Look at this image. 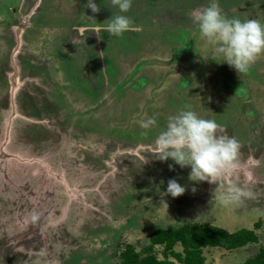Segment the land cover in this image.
Segmentation results:
<instances>
[{
    "label": "rangeland",
    "instance_id": "374dc122",
    "mask_svg": "<svg viewBox=\"0 0 264 264\" xmlns=\"http://www.w3.org/2000/svg\"><path fill=\"white\" fill-rule=\"evenodd\" d=\"M95 2L99 13L87 0H0V264H120L127 245L141 251L158 227L185 221L229 233L259 222L247 249L256 253L264 246V56L241 76L212 59L192 19L212 0H132L125 15L139 30L100 38L91 29L118 9ZM217 2L227 18L264 23V0ZM185 106L239 142L238 174L196 183L190 167L155 159L156 137ZM148 118L157 124L142 135ZM170 179L186 192L163 196ZM232 185L252 197L212 200ZM162 252L155 248L158 259Z\"/></svg>",
    "mask_w": 264,
    "mask_h": 264
},
{
    "label": "clouds",
    "instance_id": "9594fccd",
    "mask_svg": "<svg viewBox=\"0 0 264 264\" xmlns=\"http://www.w3.org/2000/svg\"><path fill=\"white\" fill-rule=\"evenodd\" d=\"M110 4L118 12L92 28L93 33L99 38V31L119 37L126 32L139 30L125 15L132 7V0H110ZM85 8L92 13L101 11L95 0H87ZM192 19L198 27L200 37L211 46L212 59L218 62L217 58H222L223 63L234 68L239 76L247 74L251 66L264 56V23L260 20L227 18L222 14L217 0H212L207 7L194 11ZM122 56L127 58L128 55L122 53ZM156 124L154 118L140 120L139 126L145 130L142 135H147V130ZM239 150V142L235 137L227 135L225 129L215 120L202 118L191 106H185L167 118L164 130L156 137L154 155L155 159L164 162L171 159L182 169L190 167L189 180L192 182L217 185L222 176L239 167ZM169 168L174 170L173 165H169ZM167 184V191L163 196L177 198L187 190L176 179H170ZM192 191L195 192L196 188L193 187ZM252 195L250 191L232 185L224 192H218L216 188L212 200L228 206L244 197L251 198ZM163 196L161 207L168 208Z\"/></svg>",
    "mask_w": 264,
    "mask_h": 264
},
{
    "label": "trees",
    "instance_id": "16d2710c",
    "mask_svg": "<svg viewBox=\"0 0 264 264\" xmlns=\"http://www.w3.org/2000/svg\"><path fill=\"white\" fill-rule=\"evenodd\" d=\"M258 225L259 222L255 223L254 230L242 229L233 233L209 223L198 222L159 228L151 233L149 244L141 251L127 245L120 254V264H206L202 256L203 248L222 247L233 250L257 243L255 229H259ZM156 247H163L162 259H158L154 253ZM176 247H180L181 251H176ZM243 264H264V247L261 246L256 255Z\"/></svg>",
    "mask_w": 264,
    "mask_h": 264
},
{
    "label": "crops",
    "instance_id": "0c3cea01",
    "mask_svg": "<svg viewBox=\"0 0 264 264\" xmlns=\"http://www.w3.org/2000/svg\"><path fill=\"white\" fill-rule=\"evenodd\" d=\"M243 167V164H239V167L237 168V169H235L233 172H231L232 174L231 175H233L234 176V174L236 173V174H238V172L241 170V168ZM245 167V166H244ZM244 169V168H243ZM230 174V173H229ZM228 176V175H227ZM230 177V176H229ZM231 178V177H230ZM228 180V179H227ZM230 181L228 180V182L227 183H229ZM236 215H238V214H236ZM240 216V215H239ZM186 222H189V221H185L184 223H180V224H178V223H175V225L173 224H168V226L167 227H177V226H180V225H183V224H185ZM199 223V222H198ZM210 224V223H209ZM212 225V224H211ZM214 226V225H213ZM216 227V226H215ZM159 228H166V226L165 227H158L157 229H159ZM156 229V230H157ZM256 230H258V229H256ZM236 232V231H235ZM233 233V232H232ZM257 234V233H256ZM251 244H256V243H251ZM251 244H248V245H246V246H244V247H241V248H237V249H233V250H226V249H224V248H222V247H205V248H203L202 249V256H203V258L205 259V263L206 264H228V260H234V264H243L246 260H248V259H250V258H252V257H254L255 255H256V253L258 252V250H259V248L261 247H259L258 249H257V252L256 253H253V254H251L250 255V253H249V251L247 250L249 247H251ZM264 247V246H263ZM180 248V247H179ZM181 249V248H180ZM238 249H240V251H242V250H244L245 252L244 253H246L247 254V256H245L246 257V259H244L243 261H242V259H239V261H238V263H235L236 261H237V259H236V257H237V255L239 256V253H240V251H239V253H238ZM177 251V250H176ZM181 250H179L178 252H180ZM225 253V254H224ZM227 253V254H226ZM236 255V256H235ZM170 259V258H169ZM208 259V260H207ZM172 260H173V258H172Z\"/></svg>",
    "mask_w": 264,
    "mask_h": 264
}]
</instances>
